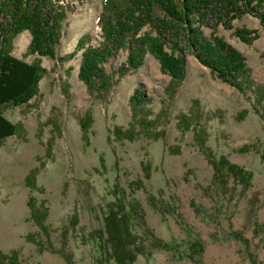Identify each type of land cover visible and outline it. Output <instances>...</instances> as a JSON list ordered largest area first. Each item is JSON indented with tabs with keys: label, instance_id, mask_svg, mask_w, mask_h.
I'll use <instances>...</instances> for the list:
<instances>
[{
	"label": "rangeland",
	"instance_id": "obj_1",
	"mask_svg": "<svg viewBox=\"0 0 264 264\" xmlns=\"http://www.w3.org/2000/svg\"><path fill=\"white\" fill-rule=\"evenodd\" d=\"M60 4L73 12L61 25L59 58L28 54L27 30L13 39L12 54L26 62L38 61L45 71L38 95L23 105L3 107L4 116L18 130L0 141V250H16L20 264H64L61 249L72 253L75 264H114L103 229L107 203L113 187L128 191L129 182L140 179L142 188L134 196L145 211L149 229L158 238L176 243L178 251L154 249L150 258L139 255L134 264H251L250 257L264 262V230L259 235L252 231L254 217L264 223V116L248 97L216 78L191 53L186 54L185 78L172 100L164 91L170 77L149 53L136 70L118 79L104 100L97 99L78 78L80 52L71 58L68 54L84 34L89 45L101 40L97 23L101 0ZM232 25L231 29L219 25L216 34L245 56L252 79L264 87L263 28L249 14ZM237 28L257 30L259 36L244 43L234 33ZM204 32L209 35L210 29ZM125 59L126 51H120L105 64L106 70L115 72ZM138 87L154 113L165 108L164 136L109 140L114 126H127L129 97ZM179 113L190 114V122L202 125L206 145L242 166L251 179L252 187L245 195L235 197L222 210L214 209V197L207 190L211 166L192 129L176 124ZM80 119L90 122L85 139ZM243 146L248 150L238 152ZM144 164L150 168L148 178ZM35 167H39V189L31 192L25 176ZM30 194L47 202L49 242L28 219ZM192 204L206 212L196 215ZM209 213H217V221ZM134 230L147 241L141 227L135 225ZM230 230L241 233L248 244L231 238ZM28 234L46 248L39 251L26 238ZM198 237L205 245L203 254L188 258V248H194Z\"/></svg>",
	"mask_w": 264,
	"mask_h": 264
},
{
	"label": "trees",
	"instance_id": "obj_2",
	"mask_svg": "<svg viewBox=\"0 0 264 264\" xmlns=\"http://www.w3.org/2000/svg\"><path fill=\"white\" fill-rule=\"evenodd\" d=\"M62 1L0 0V141L18 130V126L4 116L3 107L23 105L38 95L39 80L45 71L38 61L26 62L14 56L13 39L27 30L30 34L28 54L59 58L57 49L62 37L61 25L73 12L68 6L60 4ZM245 14L257 18L264 30V0H101V11L97 16L101 40L89 45L88 35L84 34L68 57L80 52L78 78L91 95L104 100L118 79L127 71L136 70L143 63V55L149 53L158 60L161 72L170 77L164 91L172 100L185 78L186 54L191 53L216 78L248 97L256 112L264 116V87L252 79L245 56L216 34L219 25L231 29L232 22ZM204 28L210 29L209 35L205 34ZM234 33L247 44L259 36L257 30L247 28H237ZM120 51H126L124 63L115 68V72H108L105 64ZM148 101L139 87L134 89L129 97L131 114L127 126H114L108 139L131 142L163 137L165 108L154 113ZM190 117V114L179 113L176 124L192 129L211 166L207 190L214 197V209L219 211L235 197L244 196L252 187V182L242 166L224 154L216 155L206 145V129L198 122H192L193 119L190 122ZM79 122L82 138L85 139L90 122L85 124L82 119ZM247 150V146L237 149L240 153ZM143 170L144 177L148 178L149 165L144 164ZM38 171L39 167L32 168L25 176V185L31 192L39 189ZM140 188L142 180L138 179L129 182L128 191L117 186L111 190L112 200L107 203L103 229L114 264H134L139 255L150 258L154 249L178 251L176 243L158 238L149 229L145 211L134 196ZM192 206L196 215L206 212L205 208ZM27 207L29 221L49 242L52 229L47 222L49 208L46 200L30 194ZM206 215L217 221V213ZM252 224L253 235H259L264 230V223L255 217ZM135 225L144 230L146 242L135 232ZM89 235L91 237L92 233ZM228 235L242 244H248V239L238 231L230 230ZM26 238L34 242L39 251L46 248L36 236L28 234ZM192 245L194 248H188L187 257H201L205 248L203 241L198 237ZM58 252L64 264H75L71 252L62 249ZM250 261L251 264H264L255 257H250ZM0 264H20L18 252L14 249L7 252L0 250Z\"/></svg>",
	"mask_w": 264,
	"mask_h": 264
}]
</instances>
